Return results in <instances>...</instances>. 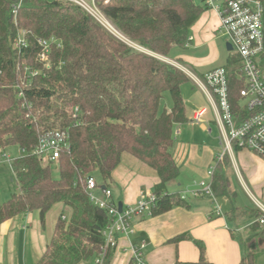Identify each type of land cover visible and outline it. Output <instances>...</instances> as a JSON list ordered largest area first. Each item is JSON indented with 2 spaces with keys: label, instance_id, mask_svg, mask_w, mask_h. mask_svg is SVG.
Masks as SVG:
<instances>
[{
  "label": "trees",
  "instance_id": "1",
  "mask_svg": "<svg viewBox=\"0 0 264 264\" xmlns=\"http://www.w3.org/2000/svg\"><path fill=\"white\" fill-rule=\"evenodd\" d=\"M20 1L0 0V149L25 152L11 164L19 192L0 202V225L31 212H39L44 223L45 214L63 203L71 216L59 218L37 264H82L101 253L103 264H112L116 245L106 247L103 234L109 219L91 203L87 180L98 174L101 189L107 188L127 153L159 175L152 216L186 206L179 194L167 193V185L179 176L171 149L176 126L188 122L182 86L191 78L161 57L186 48L191 28L207 9L194 0H96L113 25L144 50L139 51L74 4L22 0L18 7ZM22 37L26 46H17ZM40 42L49 45L50 68L39 59L44 51ZM239 65L240 59L231 55L224 65L234 111L243 88ZM167 95L170 111L164 107ZM51 132L68 133L70 150L56 164L45 165L32 151ZM229 164L225 157L213 174L216 197H228ZM55 166L59 178L53 175ZM258 216L257 211L253 217ZM250 228L248 240H260L246 247L241 264H258L264 254V249L257 251L264 228L257 223ZM192 264H208L203 247L199 262Z\"/></svg>",
  "mask_w": 264,
  "mask_h": 264
},
{
  "label": "crops",
  "instance_id": "2",
  "mask_svg": "<svg viewBox=\"0 0 264 264\" xmlns=\"http://www.w3.org/2000/svg\"><path fill=\"white\" fill-rule=\"evenodd\" d=\"M219 28L217 13L207 9L190 30V36L194 38L190 47L174 48L166 59L174 63L183 62L197 76L226 65L230 56H223V45L216 40L222 36ZM206 43L212 44L213 52L209 56L201 58L188 54L191 48L193 53H197ZM174 50L180 52L173 54ZM191 82L194 84L192 79ZM197 89L200 92L184 93L188 122L174 130L171 153L179 176L167 185L169 194L181 195L185 189L188 192L199 188L201 182L212 185L209 171L214 174L216 167L224 163V160H219L224 145L212 106L206 95ZM164 107L171 110V99L168 101L166 97ZM200 111L203 113L200 122H194L195 113ZM7 150L18 154L15 159L22 156L19 147L0 149L2 158L6 155L10 164L15 159L6 154ZM225 157L230 162L225 168L228 197H192L187 193L186 206H176L165 213L134 220L133 233L120 236L115 241L112 264H131L132 248L143 243L146 245V264L198 263L202 247L208 264H241L246 253L241 235L250 231L255 222L256 203L264 204V159L241 149H235ZM12 181L16 183L15 179ZM159 183L156 170L125 153L107 188L112 191L116 204L127 207L135 205L143 194H154ZM61 216L68 220L71 211L63 203H58L45 214L44 223L39 212L22 214L2 223L0 264H37L45 254ZM178 237L184 238L176 242L174 239ZM82 264H96V260Z\"/></svg>",
  "mask_w": 264,
  "mask_h": 264
},
{
  "label": "built area",
  "instance_id": "3",
  "mask_svg": "<svg viewBox=\"0 0 264 264\" xmlns=\"http://www.w3.org/2000/svg\"><path fill=\"white\" fill-rule=\"evenodd\" d=\"M71 3L94 18L111 35L125 42L133 44L127 39L113 23L98 8L96 0H57ZM202 5L217 13L220 19L219 32L233 49V54L240 59L238 77L243 83L240 91V99L237 111L233 110L230 102L229 79L227 69L222 66L215 68L201 76H197L188 69L180 68L194 82V84L206 95L213 112L215 121L221 131L224 151L219 160L235 149L249 151L264 159V0H201ZM22 0L18 7H20ZM17 8V7H16ZM194 41L190 37L186 48ZM44 51L39 55L41 62L50 68L48 57L49 45L40 42ZM26 46L24 37L19 39L17 46ZM175 66V65H174ZM245 104L242 105L241 103ZM79 108L73 111V117L77 118ZM203 113L197 112L193 121L200 122ZM70 150L69 135L66 132H51L43 136L38 145L32 151V155L38 157L45 165L57 163L61 153ZM23 155L25 154L24 151ZM7 158V156H4ZM209 178H213V172L209 171ZM199 188L184 192L180 198L185 201L187 193L192 197H215L212 185L201 182ZM87 192L91 203L100 210L105 211L109 223L104 231L106 247L114 243L120 236H129L133 233V221L147 215H152L156 205L154 194H143L141 199L133 206L123 207L112 199V191L109 188L101 189L98 181L90 177L87 180ZM101 194V195H100ZM256 210L259 213L254 223L264 228V204L257 202ZM65 220L66 217L63 216ZM146 245L133 247V261L136 264H146L144 249ZM105 250V248H104ZM96 264H103V253L96 260Z\"/></svg>",
  "mask_w": 264,
  "mask_h": 264
},
{
  "label": "rangeland",
  "instance_id": "4",
  "mask_svg": "<svg viewBox=\"0 0 264 264\" xmlns=\"http://www.w3.org/2000/svg\"><path fill=\"white\" fill-rule=\"evenodd\" d=\"M196 4H201V0H194ZM219 34L221 35V32H219ZM218 36V35H217ZM217 42L221 43L223 46H222V51L224 52V55L223 56H230L231 55V58L232 60H235L236 59V56L233 54V51L232 52H228L227 51V48H226V39L223 38L222 36H218L216 38ZM131 48H134V49H137L139 51H144L141 47H139L138 45L136 44H131L129 43L128 44ZM211 47H212V44L211 43H206L204 47H202L201 49H199V51L197 53H193L191 49H189L187 52L188 54H194L196 56H200L201 58H205L207 56H209V54H211L210 52H213L211 51ZM180 50H174L173 54L174 53H179ZM186 52V53H187ZM172 55V53H171ZM161 59L171 65H175L176 67H182V68H185V69H188L189 71H191L189 68H187L185 65H183L182 63L183 62H172V61H169L168 59L164 58V57H161ZM224 60V58L222 59ZM179 68V69H180ZM192 72V71H191ZM196 85H194L192 82H188L186 84H184L182 86V95H183V98H184V93L188 94V93H195V92H200L197 87H195ZM197 95H200L197 93ZM167 99L168 101L170 100V96L167 95ZM185 101V100H184ZM210 103V102H209ZM242 105H244L245 103L242 102L241 103ZM211 105V104H210ZM213 110V109H211ZM212 115H213V112H212ZM214 116V115H213ZM18 148V147H17ZM18 150V149H17ZM16 150V151H17ZM20 153L21 155L23 156V152L20 150ZM19 153V155H20ZM6 154L7 155H10L11 157H13L12 159H15L18 157V154L16 153H11L10 150H7L6 151ZM21 156V157H22ZM4 157V156H3ZM20 158V157H19ZM16 160V159H15ZM10 162L9 160L6 158H2V152L0 151V202H7L9 200V198L11 197V195L13 193H18L19 192V187L16 183H14L12 180L14 179L13 175H12V170H11V167H10ZM53 175L55 178H59V169L55 166L53 168ZM94 178L97 180V181H101V178L98 174H94ZM186 189L183 191L185 192ZM251 230L250 231H246V232H243L242 233V239L243 241L246 242V247L250 248L254 243H257L260 239L259 238H256L252 241L248 240L249 238V235L251 234ZM264 247V243H262V245H258L257 246V251L258 253H261L263 252V248ZM91 262V260L89 261V263ZM258 264H264V254H262L259 259H258Z\"/></svg>",
  "mask_w": 264,
  "mask_h": 264
},
{
  "label": "water",
  "instance_id": "5",
  "mask_svg": "<svg viewBox=\"0 0 264 264\" xmlns=\"http://www.w3.org/2000/svg\"><path fill=\"white\" fill-rule=\"evenodd\" d=\"M226 48H227L228 52H232L233 51V49H232V47H231V45L229 43L226 44ZM104 188H106V187H104ZM119 209H120V211L123 209V205L122 204L119 205ZM254 247H255V244L252 245V248H254Z\"/></svg>",
  "mask_w": 264,
  "mask_h": 264
}]
</instances>
